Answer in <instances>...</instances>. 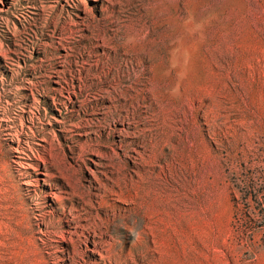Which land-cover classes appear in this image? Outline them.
<instances>
[{
  "label": "rangeland",
  "instance_id": "obj_1",
  "mask_svg": "<svg viewBox=\"0 0 264 264\" xmlns=\"http://www.w3.org/2000/svg\"><path fill=\"white\" fill-rule=\"evenodd\" d=\"M112 2L0 0V264H131L149 251L157 263L168 257L166 264H205L193 259L208 247L211 264H264V0H180L179 15L175 0L163 7L135 0L119 14L121 31L154 44L136 47L155 59L146 103L164 118L163 150L177 145L164 162L165 225L148 233L123 211L132 203L117 198L116 187L105 212L98 201L112 177L106 154L81 152L106 140L100 127L85 126L81 112L92 104L101 113L111 109L101 98L105 89L89 87L99 76L53 72L65 50L59 43L52 49L48 33L78 22L86 10L97 16ZM81 41L75 44L87 43ZM93 57L96 64L100 56ZM168 70H177L175 78ZM114 150L131 160L132 150ZM96 221L105 235L92 228ZM146 242L152 247L144 252Z\"/></svg>",
  "mask_w": 264,
  "mask_h": 264
},
{
  "label": "bare ground",
  "instance_id": "obj_2",
  "mask_svg": "<svg viewBox=\"0 0 264 264\" xmlns=\"http://www.w3.org/2000/svg\"><path fill=\"white\" fill-rule=\"evenodd\" d=\"M133 1L135 0H124L123 3H119L118 0H113V2L109 4L110 9L105 12H101L97 16L93 15V13L92 15H90L86 10V12H84L85 15L82 16L78 22L69 23L66 20V22H63L58 31L52 29L51 33H48V38H50L49 44L52 45V49L55 50V48L57 47L55 46V44L59 43V45H61L65 50V53L61 55L59 54V58H61L59 59V61L62 68H58L53 72L58 75L63 73L64 75L70 74L71 77L82 76L84 78L92 76V72H94V74H97L99 76V80L89 87H94L98 90L105 89L101 92V98L102 100L108 99L111 102V109L104 113L98 111L99 106H97V104H92L90 108L89 106H86L81 109L82 115H86L87 120L89 121L86 122L85 126L89 125L100 127L103 130L106 138V140H94L95 145L91 144L89 145V147L87 146L88 148L83 147V149L81 150L82 154L87 149H94L96 151L101 149L102 151L104 150L103 153L106 154L105 159L108 162L107 166H109L111 169V171L110 169L109 171L112 177L110 179H106V182H108V184H106L108 186L102 185V188H99L100 186L97 187L102 191V193L99 194L100 201L98 202L101 203V205H105L103 207H105L104 209L107 213V211L109 210L108 208L106 209V207L110 206V204L107 203V197L116 187V190H113L112 193L117 198H121L123 200H126L128 203H132V206L124 209L123 211H127L129 215H134L135 222L138 224V226L143 225L142 231L144 233H148L149 231L155 229L158 223L160 224L158 225V230H160L165 225L164 216L166 196L165 192H163V188H165V186L162 181L165 171L164 162L167 161L169 157H173V152L177 149V145L171 144L169 145V149L167 148L168 150L166 152L163 150V146L167 142V133L162 131L164 118L152 114L149 111V105L146 103V100L148 101V99L145 96V93L147 91L148 81L153 73L152 63L155 59L154 57H150L146 54L141 55L136 47L142 46L148 49L149 45L154 44H150L147 42H134L130 38V32L121 31L119 28V14L121 10L124 9L126 5L131 4ZM142 1L159 2L161 6L163 2V0ZM175 2L176 7L174 8L173 12L174 14L179 15L180 12H183L179 3L180 0H175ZM150 7L151 6H149V8ZM130 8L132 7L130 6ZM164 10L165 9H161V11ZM181 21L182 18L177 19V28L180 26ZM154 22L156 23V21ZM81 24L84 25L83 28H79V25ZM135 25L133 23H130V26H133V28L135 27ZM82 30H86V32L82 33ZM81 40H85L87 43L81 45L75 44L82 42ZM178 45V43H173L171 47H178ZM99 46L103 48L102 52L98 54L91 53L95 47ZM157 47L158 50L166 48L164 45L160 44ZM50 54H52V52ZM95 55L100 56V58L96 64H92L91 61L92 59H95L93 57ZM158 61L163 65V63L166 62L165 54L157 57V62ZM50 62H52V60ZM57 64L59 65V63H56V65ZM176 71L177 70H168L167 78H175ZM84 90H87V88H84ZM104 93L108 94L102 95ZM82 94L85 97L91 96L90 93H86L83 91ZM88 109L94 112L90 113V110ZM197 111L198 107H194L193 111L191 112L192 117L197 116ZM92 113L100 115L94 117L91 116ZM120 134H122V138L118 139ZM124 136H129L131 137V139L125 140ZM101 137L102 134H100L99 138ZM116 145L122 147L124 152L132 150L133 153L130 156L131 160H129L128 157L122 156L121 154L115 155L114 149L116 148ZM70 148L71 150H73L72 147ZM109 148L110 153L108 152ZM207 158L209 169V166L212 163L209 154ZM66 168H68V166ZM61 169H59V171ZM64 170L67 171V169ZM79 187L85 189V186H83V184L82 187ZM155 189L157 192L155 191ZM175 194L177 197H180L178 187L175 188ZM89 195L91 196L92 194ZM208 201L210 202V199H208ZM87 203L88 202H86V204ZM91 206L93 208V205ZM195 207L193 208L194 212L197 211ZM120 212L121 211L119 210V213ZM105 216L108 217L109 214H105ZM113 217L116 218L119 217V215H114ZM152 218H155V224L149 228V225L147 223L148 221H151ZM106 219L109 220V218ZM91 226L94 230H97L99 234L102 233L105 235V232L102 231V226L98 221L91 224ZM188 237L190 239H195L197 236L195 234H190ZM180 244L182 248L185 245L184 242H181ZM151 247L152 245H149V243L146 242L143 251L146 252ZM144 258L145 254L140 258L133 257L131 258V264H166L168 260V257H164L161 263H157L159 262L158 258H156L150 251L147 253L145 260ZM193 261L197 263H203L204 261L205 264L206 262H208V264H211L212 259L210 248L208 247L207 254L205 256L203 255L202 257H200V255H195Z\"/></svg>",
  "mask_w": 264,
  "mask_h": 264
}]
</instances>
